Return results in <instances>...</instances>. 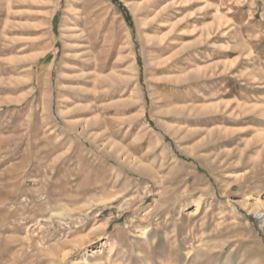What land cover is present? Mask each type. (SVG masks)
<instances>
[{"label":"rangeland","instance_id":"374dc122","mask_svg":"<svg viewBox=\"0 0 264 264\" xmlns=\"http://www.w3.org/2000/svg\"><path fill=\"white\" fill-rule=\"evenodd\" d=\"M264 0H0V264H264Z\"/></svg>","mask_w":264,"mask_h":264},{"label":"bare ground","instance_id":"6f19581e","mask_svg":"<svg viewBox=\"0 0 264 264\" xmlns=\"http://www.w3.org/2000/svg\"><path fill=\"white\" fill-rule=\"evenodd\" d=\"M262 219H264V214H262V215H259Z\"/></svg>","mask_w":264,"mask_h":264}]
</instances>
